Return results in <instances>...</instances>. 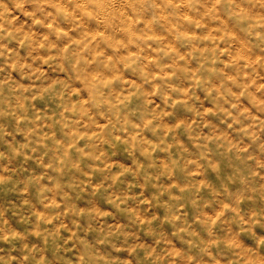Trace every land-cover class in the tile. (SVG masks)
Wrapping results in <instances>:
<instances>
[{"label": "clouds", "instance_id": "1", "mask_svg": "<svg viewBox=\"0 0 264 264\" xmlns=\"http://www.w3.org/2000/svg\"><path fill=\"white\" fill-rule=\"evenodd\" d=\"M0 264H264V0H0Z\"/></svg>", "mask_w": 264, "mask_h": 264}]
</instances>
